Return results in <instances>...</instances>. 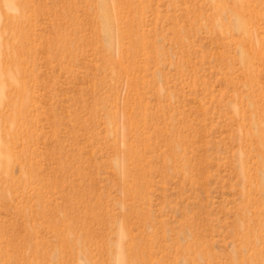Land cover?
Here are the masks:
<instances>
[{
    "label": "rangeland",
    "instance_id": "1",
    "mask_svg": "<svg viewBox=\"0 0 264 264\" xmlns=\"http://www.w3.org/2000/svg\"><path fill=\"white\" fill-rule=\"evenodd\" d=\"M0 264H264V0H0Z\"/></svg>",
    "mask_w": 264,
    "mask_h": 264
},
{
    "label": "bare ground",
    "instance_id": "2",
    "mask_svg": "<svg viewBox=\"0 0 264 264\" xmlns=\"http://www.w3.org/2000/svg\"><path fill=\"white\" fill-rule=\"evenodd\" d=\"M122 263V262H121Z\"/></svg>",
    "mask_w": 264,
    "mask_h": 264
}]
</instances>
